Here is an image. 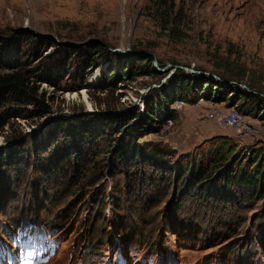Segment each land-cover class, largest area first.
Here are the masks:
<instances>
[{"label": "rangeland", "instance_id": "obj_1", "mask_svg": "<svg viewBox=\"0 0 264 264\" xmlns=\"http://www.w3.org/2000/svg\"><path fill=\"white\" fill-rule=\"evenodd\" d=\"M166 1L181 19L159 0H0V40L50 79L46 114L0 128V264H264V198L180 175L214 137L243 165L264 146V0ZM21 32L57 45L34 61ZM144 53L152 71L131 79ZM209 80L254 96H217ZM151 102L149 133H118Z\"/></svg>", "mask_w": 264, "mask_h": 264}, {"label": "trees", "instance_id": "obj_2", "mask_svg": "<svg viewBox=\"0 0 264 264\" xmlns=\"http://www.w3.org/2000/svg\"><path fill=\"white\" fill-rule=\"evenodd\" d=\"M159 10L168 18L176 11L174 13L175 19L182 18L180 14L182 9H176L173 1L168 4L166 0H159L155 11ZM162 24L167 29L172 27L169 20H164ZM13 37H16L14 39L22 37L31 42L27 51L28 57L34 61L40 59L46 46L57 45L54 40L32 37L22 32L20 34L16 33ZM15 41L13 39L6 41L5 38L0 40V69L6 70L0 73V128L12 117H40L48 111L45 93L39 85L43 80H50L47 75L49 70L37 72L36 68L31 67L30 60H26L27 56L25 58L19 56L20 48L17 45H19L20 40ZM101 46L100 42H95L92 47L98 49ZM143 55L138 71L129 67L132 74L131 79L137 75L151 73L153 56L147 53ZM122 72L123 70L114 73V76L118 78ZM222 80L224 79L222 78ZM208 83L218 88L217 96L223 95L221 90L239 93L247 99L254 96L253 93H245L236 84L221 87L220 85L216 86L213 80H209ZM183 86L189 88L190 84L182 77L178 80V84H174L173 91L177 100L187 102L188 98L182 90ZM154 114L155 108L151 102L144 107L142 115L137 111L132 112L125 124L119 128L118 133L123 132L127 136L129 135V139L131 137L135 141L134 139L149 133ZM167 117L171 120L175 119L176 115L173 111H169ZM115 122L117 123V120ZM234 152L235 145L230 138L224 136L214 137L208 141L207 148L200 147L189 156L185 155V159L180 163V175L182 178L186 177L190 184H194L195 188L207 190L213 187L210 184L221 180L225 187L230 185L239 186L258 199L264 198V146L248 153L244 158L247 159L244 165L242 161L237 160ZM119 153L124 156H136L140 152L136 146L127 145ZM0 156L3 161L7 160L11 156V152L9 151L7 154H1Z\"/></svg>", "mask_w": 264, "mask_h": 264}, {"label": "built area", "instance_id": "obj_3", "mask_svg": "<svg viewBox=\"0 0 264 264\" xmlns=\"http://www.w3.org/2000/svg\"><path fill=\"white\" fill-rule=\"evenodd\" d=\"M233 117H235V116H233ZM233 119H234V118H233ZM233 122H235L236 125H237V120H236V119H234ZM233 122H230L229 124H233Z\"/></svg>", "mask_w": 264, "mask_h": 264}, {"label": "water", "instance_id": "obj_4", "mask_svg": "<svg viewBox=\"0 0 264 264\" xmlns=\"http://www.w3.org/2000/svg\"><path fill=\"white\" fill-rule=\"evenodd\" d=\"M56 41H57V40H56ZM57 42H58V43H62V42H60V41H57ZM218 82L223 83L224 81L222 82V80H219V79H218Z\"/></svg>", "mask_w": 264, "mask_h": 264}]
</instances>
